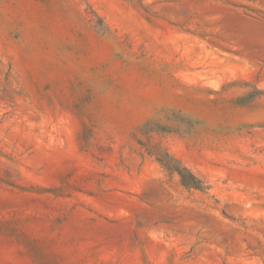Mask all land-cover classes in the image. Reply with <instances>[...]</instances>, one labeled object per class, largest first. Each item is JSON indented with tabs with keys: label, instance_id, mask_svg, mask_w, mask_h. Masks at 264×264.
<instances>
[{
	"label": "rangeland",
	"instance_id": "374dc122",
	"mask_svg": "<svg viewBox=\"0 0 264 264\" xmlns=\"http://www.w3.org/2000/svg\"><path fill=\"white\" fill-rule=\"evenodd\" d=\"M0 264H264V0H0Z\"/></svg>",
	"mask_w": 264,
	"mask_h": 264
},
{
	"label": "trees",
	"instance_id": "16d2710c",
	"mask_svg": "<svg viewBox=\"0 0 264 264\" xmlns=\"http://www.w3.org/2000/svg\"><path fill=\"white\" fill-rule=\"evenodd\" d=\"M179 175L181 176V179L183 180V182L186 184V185H189V182H187V179L186 177H189V179H191V181H196V177L191 174L186 168H180V169H177Z\"/></svg>",
	"mask_w": 264,
	"mask_h": 264
}]
</instances>
